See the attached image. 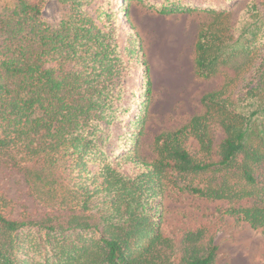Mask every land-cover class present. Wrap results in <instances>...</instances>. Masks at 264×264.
Masks as SVG:
<instances>
[{
    "label": "trees",
    "instance_id": "1",
    "mask_svg": "<svg viewBox=\"0 0 264 264\" xmlns=\"http://www.w3.org/2000/svg\"><path fill=\"white\" fill-rule=\"evenodd\" d=\"M49 1L12 0L0 10V264H216L205 227L184 231L178 242L163 234L158 202L167 192L223 203L221 217L264 239L259 4L239 27L231 0L203 7L145 1L162 16L209 15L196 35L194 75L223 76L201 97V114L154 138L155 158L145 162L137 150L116 160L106 120L124 53L134 56L139 44L122 49L114 29L101 24L103 6L88 9L92 0H53L65 11L46 23ZM129 1L119 2V14ZM213 129L222 133L218 143Z\"/></svg>",
    "mask_w": 264,
    "mask_h": 264
},
{
    "label": "rangeland",
    "instance_id": "2",
    "mask_svg": "<svg viewBox=\"0 0 264 264\" xmlns=\"http://www.w3.org/2000/svg\"><path fill=\"white\" fill-rule=\"evenodd\" d=\"M123 0H92L88 9L103 6L101 24L113 28L122 49L130 42L139 44L134 56L125 51L126 70L116 80L112 98L106 106L109 120L108 149L120 160L137 150V158L150 162L155 158L153 140L162 132L173 131L185 125L191 117L201 114V97L217 90L223 82L219 75L209 80L195 77L193 68L194 43L198 30L212 18L202 12L162 16L145 4L160 0H131L126 14L117 12ZM193 6L221 4L224 0H186ZM12 0H0V10ZM263 3L260 5V3ZM231 0V20L242 27L251 22L253 3L264 11V0ZM119 5V6H118ZM214 7V6H213ZM259 9V8H258ZM260 10V9H259ZM65 7L51 0L42 18L46 23H56ZM110 13L109 17L104 16ZM149 83L147 93L146 84ZM215 143L222 138L219 129H213ZM188 147L194 153L196 144L190 140ZM130 168L126 160L120 162ZM263 174L264 171H261ZM162 209V232L176 242L186 230L203 226L217 247L216 264H264V239L259 232L223 218L217 210L220 202L167 192L158 202ZM178 256V255H177Z\"/></svg>",
    "mask_w": 264,
    "mask_h": 264
}]
</instances>
